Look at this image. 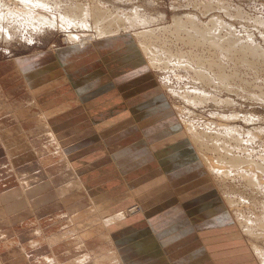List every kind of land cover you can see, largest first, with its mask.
Instances as JSON below:
<instances>
[{
	"label": "bare ground",
	"instance_id": "bare-ground-1",
	"mask_svg": "<svg viewBox=\"0 0 264 264\" xmlns=\"http://www.w3.org/2000/svg\"><path fill=\"white\" fill-rule=\"evenodd\" d=\"M162 1L0 0V42L66 36L46 57L0 64V119L13 110L6 77L21 76L39 106L14 108L18 126L0 128V144L12 167L44 164L11 167L5 182L16 179L23 196L0 205V264H233L229 245L243 236L264 264V113L253 111V100L264 106V45L253 32L264 39V12L169 0L167 23ZM26 120L39 125L24 131ZM86 231L108 244L65 260L59 253Z\"/></svg>",
	"mask_w": 264,
	"mask_h": 264
},
{
	"label": "rangeland",
	"instance_id": "rangeland-1",
	"mask_svg": "<svg viewBox=\"0 0 264 264\" xmlns=\"http://www.w3.org/2000/svg\"><path fill=\"white\" fill-rule=\"evenodd\" d=\"M233 1H235L236 3L241 4L242 7L246 8V10H253V15L261 14V13L264 12V0H233ZM159 9H160V11H167L168 12V18H167L168 21H165V22L170 23L175 18L174 17L175 14L173 15V12L171 11V5H170V1L169 0H163L162 4L159 7ZM263 31H264V29H263ZM57 32H58L57 30H53V32H51L50 30H49V32L47 31L46 33L43 32L41 35H38L36 37V39L34 40L33 43L29 42L26 39L27 36L25 37V35H21V37L19 38L21 41L20 40H18V41L16 40L12 44L11 43L0 42V64L2 65V63L13 62V59H16V58L29 57V56H32L35 53H42L41 55H44V57H46L47 53L50 52L51 50H53V48H55V47H65L66 46L65 33H63V32L61 33L60 30L58 32L59 34ZM253 32H254L255 36L258 37V39L260 40L262 45H264V39H263L262 35L259 34L260 31H258L256 28L253 27ZM22 36L24 37L23 40H22ZM26 41H28V42H26ZM38 41H40V42H38ZM91 52L89 54H84V55L85 56L89 55L88 57H90L93 53H95L94 51L92 53ZM89 63H93V61H89ZM12 64L14 65V63H12ZM1 65H0V67H1ZM162 74L163 73H161L159 75L157 74L158 75L157 77L155 76L160 83L165 78ZM4 81L5 82H11L10 84H8L9 85L8 89L5 91L6 94L8 95V98H10V99L9 100H5V101H6V103H8L9 101L13 102V104H12L13 110L11 111L12 114H14V115L16 114L17 109H14V108H19L18 110L21 111V109H22V108H20L21 104L22 105L23 104L28 105L27 108L29 107V105L31 107V105L35 104L34 101H36V100H34L32 94H31V96L28 95V92L26 91L27 88L24 85V82L22 81L21 76H18L16 78H14V77H6L4 79ZM13 81H15V83H13ZM170 83L172 85L174 84L175 87L178 86L175 82L174 83L170 82ZM3 85H4V87H7L6 83H4ZM169 94H171L170 91H169ZM172 96L174 97V101H175L176 104H180V102L182 101V105H184V104L191 105L190 103L184 102V100L182 98H178L176 95L172 94ZM241 101L244 102V100H241ZM16 102H18V103H16ZM259 102L253 100V111L255 110L254 113H256V111H257L256 114L264 113V106L261 105L262 104L261 102L260 103ZM29 103H31V104H29ZM0 104L5 105V102L4 103H0ZM191 106H193V105H191ZM31 108H34V109L38 110L39 106L38 107H34V105H33V107H31ZM250 108L251 107H248L247 109H250ZM209 110H199L198 114H201L203 112V113L208 115V118H210V111ZM4 112L6 114L4 113V115L0 119V128H1L2 132H7L8 134H10L11 133L10 131L13 130V128L18 126V123L15 124L14 121H11V118H14V117H12L11 113L6 112V111H4ZM258 112H260V113H258ZM38 114H36V117H37ZM32 115H33V117H35L34 114H32ZM192 115H194V114H192ZM16 117H18V116H16ZM30 120H26V121H28V124L26 125V127L24 125L25 123H23V128L25 129L24 131L31 130L33 127L35 129L36 125H39L38 123L31 122ZM23 128H22V126H20V130H23ZM135 131L137 132L138 129L135 128ZM68 133H71V131H69ZM129 133L130 132L123 133L122 137L129 136L130 135ZM140 133L141 132H137V135L140 134ZM5 136H6V140H7V138L9 136H7L6 134H5ZM42 136L46 138L43 142H46V140L50 141V137L48 136L47 133L46 134H42ZM29 137L31 138V136H29ZM15 140H18V142H19L20 140L23 141L24 138H21L20 140H19V138H15ZM2 142H3V140H2ZM29 143L32 144L33 146H38V145H40L42 143V140H41L40 137L39 138H35V136H34L33 138H31V140H29ZM9 144H11L13 146V142H9ZM25 146H27V143H26ZM4 148L5 147H2V145L0 144V181L2 183L0 185V205L2 206L1 208H4V211H5V209L7 208V206L9 205V203L11 201L14 202V201L21 200L20 198H22V196H23V189L18 184V181H15L16 179H14L11 182H5L8 179H10L13 176V174H14V172H12L11 169L13 168L12 169L13 171L14 170L19 171L20 174L32 173L31 171H34V173H35V171L41 170V167L44 166V164L42 163L41 158H38V157L36 158L35 157L34 159L29 160L28 162H24V163L21 162L20 164L17 163V162L15 163V161L12 160L14 162V165L16 164L15 167H12L9 154L6 152L7 151L6 148L5 149ZM256 149H257V151L262 150L261 147H257ZM17 151L21 152L20 147L17 149ZM57 160H58V158L55 157V160L52 161L53 162L52 164L57 163ZM45 169H46V167H44V170ZM30 181H31V183L33 182L31 179H30ZM15 191H16V194L12 196L10 201H9V197L4 198L5 194L11 193V192L14 193ZM171 207L172 206L167 208V210H169ZM66 209L63 212H61V210H60V212H61L60 214L64 213V216H67L68 211ZM49 211H52V210H49ZM164 211L165 210L162 209V212H164ZM233 213L235 214V212H232V214ZM40 214L44 218V217H46L48 215V210L45 209ZM84 221H86V220H84ZM80 224H82V223H80ZM223 224H224V226H231L232 225V219L230 221L224 222ZM14 225L15 224L11 225L10 227L9 226L5 227V229L8 230L10 235L12 233L14 234V230L13 229H16L17 232L20 231V228H21L20 226L21 225L19 223H16L15 226ZM83 227H81V229ZM26 230H28V229H25V231ZM21 231L24 232L23 230H21ZM58 232H59V230L56 229L53 233H58ZM93 234L90 235L87 231L84 232L83 234L80 233L77 236L81 235L82 239L80 237H79L80 238L79 239V238H77L75 236V239H76L75 242L77 241L75 244H77V245L74 244V247L72 246L74 249L72 247H70V249L67 248V249H65L64 251H62L59 254L62 255V257L64 256L63 258L65 260H69V258H71L72 256L80 257V256H82L84 254H89V253H90V255H94V252H96V251L98 253H100L101 250H99V248H97V247H100L99 246L100 244L103 245V246H106L108 244V242L107 241H101V242L99 241V242H97V238L99 236H101V235H97V233L95 235H93ZM101 234H103V233H101ZM29 237H30V235H28L27 237H25V235H23V237H21V239L24 240V241H25V239H28L27 242H29V239H30ZM246 239H247V237L243 236V240L242 241L241 240H239V241L236 240V241H233L235 243H231L229 245L231 247V249H232L231 250L232 252H228V254L230 256H233V254H234V257L232 258L233 264H260V261L258 260V258H256L257 259L256 260L255 259L256 256L255 255L252 256V254L250 252L251 251V242H248V239L247 240ZM81 240H83V243L80 242ZM234 240H235V238H234ZM258 241L261 243L260 244V243L257 242L259 244V246H264V240L261 239V241H260V238H259ZM82 244H83V246H81ZM107 247H110V245L107 246ZM111 248L115 249V247L112 244H111ZM102 250H104V249H102ZM105 251H106V249H105ZM119 263H120V261H119Z\"/></svg>",
	"mask_w": 264,
	"mask_h": 264
},
{
	"label": "crops",
	"instance_id": "crops-1",
	"mask_svg": "<svg viewBox=\"0 0 264 264\" xmlns=\"http://www.w3.org/2000/svg\"><path fill=\"white\" fill-rule=\"evenodd\" d=\"M37 252H40V251H37ZM96 252H97V251H96ZM45 253L50 254L51 252L47 250Z\"/></svg>",
	"mask_w": 264,
	"mask_h": 264
}]
</instances>
